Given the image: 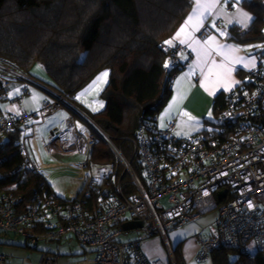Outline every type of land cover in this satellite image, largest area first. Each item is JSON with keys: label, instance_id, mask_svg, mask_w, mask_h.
Wrapping results in <instances>:
<instances>
[{"label": "built area", "instance_id": "2783aa9c", "mask_svg": "<svg viewBox=\"0 0 264 264\" xmlns=\"http://www.w3.org/2000/svg\"><path fill=\"white\" fill-rule=\"evenodd\" d=\"M210 32L209 27H203L198 37H206ZM190 60V52L182 45L171 51L173 67L185 66ZM19 82L42 87L52 95L51 101L41 103L39 115L43 120L66 106V101L70 103L15 64L0 59V87L7 89ZM243 82L222 94L224 104L218 109L214 124L198 133L177 135L176 118H171L163 129L156 126V121L140 123L135 137L130 139L131 158L76 107L89 119L86 122L90 127L72 145V151L80 153L78 158L63 155L61 159L34 166L23 142L19 151L24 165L42 175L44 168L74 166L85 188L63 201L46 189L35 193L28 203H23L19 195L0 192V232L23 236L34 247L38 240L58 247L75 241L89 255L90 264H166L147 259L136 242L126 239L123 224L139 221L137 228L145 237H162L171 264H177L166 232L215 210L209 233L196 235L200 247L197 261H207L218 247L248 252L251 243L253 249L264 251V68L249 71L248 80ZM25 91L23 87L21 92ZM35 115L20 111L0 116V143L14 126L21 127L24 136ZM94 132L115 158L116 179L107 197L98 195L90 199L97 178L89 167ZM33 150L41 158L37 143ZM133 159L140 178L132 167ZM125 178L130 189L125 187ZM44 258V264L51 263ZM5 260L0 253V264Z\"/></svg>", "mask_w": 264, "mask_h": 264}, {"label": "trees", "instance_id": "16d2710c", "mask_svg": "<svg viewBox=\"0 0 264 264\" xmlns=\"http://www.w3.org/2000/svg\"><path fill=\"white\" fill-rule=\"evenodd\" d=\"M240 4L252 21L247 28L230 27L229 38L250 45L253 54L264 58V0H241ZM191 6L192 0H0V59L27 73L38 64L51 80L47 86L84 112L130 157V139L140 123L155 124L171 97L174 76L186 66H171V51L177 44L165 42ZM101 71L108 72L99 93L104 105L89 112L78 106L75 97ZM223 104L222 94L216 96L214 117ZM93 134L89 167L104 166L108 172L96 178L90 199L105 198L116 179L115 158L98 134ZM23 137L22 128L14 126L0 143V192L19 195L28 203L35 193L51 189L42 174L24 165L19 151ZM132 167L140 178L134 159ZM123 182L131 188L127 178ZM253 250L251 254L250 250L218 247L208 260L212 264H264V251Z\"/></svg>", "mask_w": 264, "mask_h": 264}, {"label": "crops", "instance_id": "0c3cea01", "mask_svg": "<svg viewBox=\"0 0 264 264\" xmlns=\"http://www.w3.org/2000/svg\"><path fill=\"white\" fill-rule=\"evenodd\" d=\"M197 2L198 0H192L188 15L168 40L171 41V44L167 43L168 45L177 44L185 47L191 54V60L182 71L174 76L171 97L156 117L158 128L167 127L171 118L178 119L176 134L179 136H189L209 128L212 124L208 121L210 118L207 117L213 113L215 97L234 89L240 82L248 80L249 71L258 66L264 68V60L252 53L250 45L238 44L229 38L230 27L236 25L240 28H247L252 21V15L240 4L241 0L239 3L237 0H199L201 5L214 3V7L207 11L201 7L193 21L185 25V21L197 7ZM200 13H204L202 20ZM242 13L247 14L249 19L245 20ZM197 21H199L198 30H195ZM182 26L185 30L177 37L176 34ZM203 27H209L211 32L206 37H198V32ZM181 40L186 42L180 43ZM237 58L243 59L238 63ZM250 60L253 61L254 66L249 64ZM28 75L50 88L47 86L50 82L46 81L43 72H37L31 68ZM23 84V82L14 83L2 93L0 116L12 115L20 111L36 114L24 130L25 135L21 140L28 138L30 155L37 164L36 166L42 165L49 159H61L63 155L72 159L78 158L80 153L72 151V145L75 139L83 137L90 131L89 125L67 106L57 111L54 116L51 115L43 120L39 115V110L42 101L50 99L48 97L50 92L32 84L34 87L30 89L23 86L26 91L22 93ZM75 99L79 107L89 112H96L103 108L101 104L99 108L89 110L85 102L76 97ZM34 143H37L40 149L41 158L35 155ZM45 169L48 170L47 173L51 171L49 167ZM65 195H68V200L71 198L69 194ZM64 200L67 199L64 198ZM212 223L204 224L196 220L177 230L167 232V243L172 250L173 260L175 262L177 260V264H212L211 260L200 262L196 259L198 254L196 235L206 236ZM137 226L139 225L124 223L125 237H128L131 232L138 233ZM127 237V240L138 244L147 259L171 264L166 243L158 234L149 236L143 242H140L139 236ZM71 242L58 247L44 240H38L34 247L23 236L0 232V253L6 257L2 264H44L43 257H45L44 260L51 262L48 264H90L89 255L84 253L80 246Z\"/></svg>", "mask_w": 264, "mask_h": 264}, {"label": "rangeland", "instance_id": "374dc122", "mask_svg": "<svg viewBox=\"0 0 264 264\" xmlns=\"http://www.w3.org/2000/svg\"><path fill=\"white\" fill-rule=\"evenodd\" d=\"M261 60H264V58H261ZM32 69L37 71V72H43L46 81L47 82L51 81L50 78L48 77V75H46V73L43 71V69L38 64H34ZM103 72H105V71L99 72L89 84H87L85 87H83L76 94V98L80 101L85 102L86 107L89 110H92V108L93 109L99 108V106L101 104L104 105L103 101L99 98V93L102 90V88L104 87V84L107 81V77L103 78L101 80H97V77H99L100 74ZM35 81L38 82L40 85L46 86L45 84H42L41 82L37 81L36 79H35ZM94 81H95V83H94ZM23 86H26L29 89L31 87H34L30 83H24L21 88H23ZM30 93H31V91H30ZM48 97H50V99H51L52 95L48 94ZM50 99H47V101L52 100V99L51 100ZM65 105L67 107H69L71 110H73L74 112H76V115L81 117L85 122L87 120L89 121V119L86 116H83L82 112L78 108L74 107L72 104L68 103L67 101H66ZM55 113L52 114V116H54ZM49 117H51V116H49ZM207 118H210L208 121L215 122V117H213V113L209 114ZM160 129H163V128H160ZM22 142L24 143L25 147L29 151V154H31L29 144H28V138H24ZM30 160H31L32 165H34V166L37 165L34 162L31 155H30ZM49 170H51V173L50 172L47 173V171H48L47 169L44 170V176L47 180V183L49 184V186L51 187V189L55 192V194L57 196H63L65 194H69L70 197H75L77 195L78 191L81 189V186L83 185V180H82L81 176L78 174L79 170H77L74 166H71V165L66 166V167L50 168ZM90 171H91L93 176L100 177L103 173H107L108 169L104 166L98 167V166L92 165V166H90ZM215 218H216V211L212 210V211H209L207 213L201 214L200 217L197 219V221L206 224V223L213 222ZM187 224H189V223H187ZM180 227H182V226H180ZM180 227L172 228V229L168 230L167 232H169V231L171 232L174 229L177 230ZM138 231H139L138 233L140 235H138L137 232H134V233L131 232V233H129L128 237L127 236L126 237L130 238V237L139 236L140 242H143L149 238V237H145L143 235V232L140 229H138ZM167 232H166V234H167ZM71 243L79 246V244L76 243L75 241H72ZM197 246H198V252H199V250H200L199 244H197ZM248 247L250 249V253L251 254L254 253V250L252 248L251 243H249Z\"/></svg>", "mask_w": 264, "mask_h": 264}, {"label": "snow or ice", "instance_id": "6c2138e0", "mask_svg": "<svg viewBox=\"0 0 264 264\" xmlns=\"http://www.w3.org/2000/svg\"><path fill=\"white\" fill-rule=\"evenodd\" d=\"M237 3H239V0H237ZM201 7H203V8L205 9V11H207L208 9H211L212 7H214V3H209V4H203V5H201V4L199 3V0H198V2H197V7L193 10V14H190V16L187 18V20L185 21V25H187L188 23H190V22L193 21L194 16H196L198 10H199ZM203 15H204V13H200V19H201V20L203 19ZM242 16H243V18H244L245 20L249 19V17H248L247 14H245V13H242ZM198 25H199V21H197V26H196V29H195V30H198ZM184 30H185V28H184V26H182L181 29H180V30L177 32V34H176L177 37H179L180 34L184 32ZM209 39H212V38H209ZM185 42H186L185 40H181V41H180V43H185ZM165 43L171 44V41H166ZM221 47H223V46H221ZM242 59H243V58H237V62L239 63L240 60H242ZM249 64H253V61L250 60V61H249ZM246 66H247V65H246ZM253 66H254V64H253ZM165 67H167V64L165 65ZM107 76H108V72L105 71V72L101 73L99 77H97V80H101V79H103V78H106ZM94 83H95V81H94ZM250 206H251V205H250Z\"/></svg>", "mask_w": 264, "mask_h": 264}, {"label": "water", "instance_id": "95a60500", "mask_svg": "<svg viewBox=\"0 0 264 264\" xmlns=\"http://www.w3.org/2000/svg\"><path fill=\"white\" fill-rule=\"evenodd\" d=\"M64 198L68 200V195H65V196H64ZM134 224H137V225H139V224H140V222H139V221H134Z\"/></svg>", "mask_w": 264, "mask_h": 264}]
</instances>
